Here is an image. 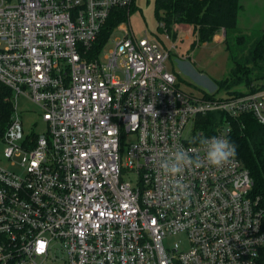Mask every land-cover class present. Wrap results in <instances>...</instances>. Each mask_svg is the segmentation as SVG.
<instances>
[{
    "label": "built area",
    "instance_id": "1",
    "mask_svg": "<svg viewBox=\"0 0 264 264\" xmlns=\"http://www.w3.org/2000/svg\"><path fill=\"white\" fill-rule=\"evenodd\" d=\"M134 3L0 0V82L14 106L0 147L22 172L0 163V264H264L250 171L236 151L210 165L200 143L229 139L243 116L264 127V84L186 93L165 65L171 50L138 40L128 20L105 62L91 56L111 17ZM21 97L46 132L25 131ZM212 113L222 117L208 136L198 127ZM176 149L193 163L171 178L157 161Z\"/></svg>",
    "mask_w": 264,
    "mask_h": 264
},
{
    "label": "rangeland",
    "instance_id": "2",
    "mask_svg": "<svg viewBox=\"0 0 264 264\" xmlns=\"http://www.w3.org/2000/svg\"><path fill=\"white\" fill-rule=\"evenodd\" d=\"M136 8L130 12L128 25L135 37L162 40L171 57L166 62L168 71L181 77L180 88L186 93L197 94L202 90L210 94L230 96L233 92L243 91L245 86H237L231 90L219 89V84L229 78L236 62L249 64L251 69L250 78L258 85L264 84V45L255 50L256 42L264 35V0H241L242 9L239 12L238 32L230 36V50L225 44V37L219 36L220 41L194 45L197 37L195 30L191 27L185 29L177 36L176 48H172L174 40H167L165 31L160 29V23L155 16V0H135ZM147 32V33H146ZM109 41L102 47L100 59L106 61V57L115 48V43L122 40L124 32L115 29ZM220 34V33H219ZM222 34V33H221ZM247 36L244 44L236 41L237 36ZM253 56V58H252ZM18 112L21 115L23 127L26 132L44 133L47 130L43 120L42 112L25 98L19 100ZM0 147V163L9 170L22 173L18 163L19 160H7L2 156ZM180 239L186 245V239L178 236L172 241Z\"/></svg>",
    "mask_w": 264,
    "mask_h": 264
},
{
    "label": "trees",
    "instance_id": "3",
    "mask_svg": "<svg viewBox=\"0 0 264 264\" xmlns=\"http://www.w3.org/2000/svg\"><path fill=\"white\" fill-rule=\"evenodd\" d=\"M155 16L158 22L163 24L160 29L166 31L173 37L176 25H190L197 34L194 45L198 46L210 43L217 34L225 31V44L230 50V36L238 32L239 12L241 10V0H155ZM136 8V2L131 8L132 12ZM128 12V11H127ZM127 12L120 11L113 15L108 24L101 30V34L94 43L91 56H99L102 47L109 41L112 32L124 21L128 20ZM232 37V36H231ZM247 36H237L239 44L246 42ZM162 41V40H161ZM160 41V42H161ZM264 45L263 38L256 42L255 50H259ZM264 52V48L262 50ZM253 58V56H252ZM246 63V62H245ZM236 62L232 69L231 76L219 84V89L231 90L234 87L244 85L250 88L254 81L250 78L251 69L249 64ZM178 76V75H176ZM179 81L181 77L178 76ZM234 94H240L235 92ZM12 91L0 82V141L3 140L11 117L14 114L12 103ZM219 113L206 116V122L198 128L204 130L208 136L214 134ZM223 124V123H222ZM231 132L229 139L236 145V154L242 163L248 168L254 180V187L251 196L259 198L264 204V127L258 123L253 116H243L230 121ZM36 138V136H34Z\"/></svg>",
    "mask_w": 264,
    "mask_h": 264
},
{
    "label": "clouds",
    "instance_id": "4",
    "mask_svg": "<svg viewBox=\"0 0 264 264\" xmlns=\"http://www.w3.org/2000/svg\"><path fill=\"white\" fill-rule=\"evenodd\" d=\"M204 156L212 166H220L235 154L236 145L226 136L205 137L200 141ZM158 170L161 174L175 178L178 177L186 167L193 163L192 158L183 149L172 150L157 161Z\"/></svg>",
    "mask_w": 264,
    "mask_h": 264
},
{
    "label": "crops",
    "instance_id": "5",
    "mask_svg": "<svg viewBox=\"0 0 264 264\" xmlns=\"http://www.w3.org/2000/svg\"><path fill=\"white\" fill-rule=\"evenodd\" d=\"M242 7V6H241ZM242 9V8H241ZM241 11V10H240ZM240 17V16H239ZM239 22V21H238ZM192 26L190 25H176L173 29L174 32H176L177 36H179L181 34V32L185 31V29L191 28ZM193 28V27H192ZM220 34H217L216 37L214 38V42H223L224 38L220 41L219 36L225 37V32L221 31L219 32ZM222 33V34H221ZM196 34V33H195ZM197 35V34H196ZM178 40V38H177ZM206 44V43H205ZM164 45V43H163ZM165 46V45H164ZM167 48V47H166ZM201 92H205V91H201Z\"/></svg>",
    "mask_w": 264,
    "mask_h": 264
},
{
    "label": "water",
    "instance_id": "6",
    "mask_svg": "<svg viewBox=\"0 0 264 264\" xmlns=\"http://www.w3.org/2000/svg\"><path fill=\"white\" fill-rule=\"evenodd\" d=\"M225 32V31H224Z\"/></svg>",
    "mask_w": 264,
    "mask_h": 264
}]
</instances>
